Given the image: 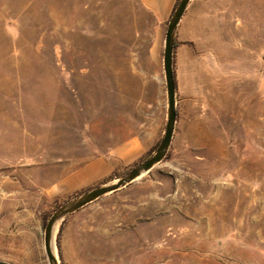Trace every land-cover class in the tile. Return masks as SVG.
Masks as SVG:
<instances>
[{
  "label": "rangeland",
  "instance_id": "1",
  "mask_svg": "<svg viewBox=\"0 0 264 264\" xmlns=\"http://www.w3.org/2000/svg\"><path fill=\"white\" fill-rule=\"evenodd\" d=\"M167 25L138 0H0V264H48L54 211L153 155ZM174 38L166 156L55 229L61 264H264V0H190Z\"/></svg>",
  "mask_w": 264,
  "mask_h": 264
},
{
  "label": "water",
  "instance_id": "2",
  "mask_svg": "<svg viewBox=\"0 0 264 264\" xmlns=\"http://www.w3.org/2000/svg\"><path fill=\"white\" fill-rule=\"evenodd\" d=\"M190 0H179L173 14L171 15L164 40L163 69L167 97V119L164 136L157 149L148 159L132 167L124 175L86 190L59 207L47 220L44 227L43 247L48 264H61L56 252L55 229L71 215L93 203L103 196L115 193L126 188L158 166L171 145L176 122L175 112V83L172 72L173 40L175 31ZM56 229V232H57Z\"/></svg>",
  "mask_w": 264,
  "mask_h": 264
},
{
  "label": "crops",
  "instance_id": "3",
  "mask_svg": "<svg viewBox=\"0 0 264 264\" xmlns=\"http://www.w3.org/2000/svg\"><path fill=\"white\" fill-rule=\"evenodd\" d=\"M161 26L167 23L172 15L177 0H138ZM112 172V164L104 160H94L66 180L69 187H83L105 178Z\"/></svg>",
  "mask_w": 264,
  "mask_h": 264
},
{
  "label": "trees",
  "instance_id": "4",
  "mask_svg": "<svg viewBox=\"0 0 264 264\" xmlns=\"http://www.w3.org/2000/svg\"><path fill=\"white\" fill-rule=\"evenodd\" d=\"M178 2H179V0H177L176 4H175V6H174V10H175V8H176ZM174 10H173V12H174ZM173 12H172V14H173ZM177 45H178V43H177V41H176L175 38H174V40H173V51H174V49H175V47H176ZM172 62H173V57H172ZM172 72H173V71H172ZM173 77H174V83H175V88H176V82H175V76H174V73H173ZM175 112H176V117H177V110H176V109H175Z\"/></svg>",
  "mask_w": 264,
  "mask_h": 264
}]
</instances>
